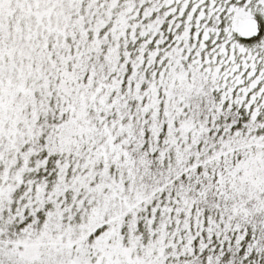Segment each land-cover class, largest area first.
I'll use <instances>...</instances> for the list:
<instances>
[{"label":"snow or ice","instance_id":"snow-or-ice-1","mask_svg":"<svg viewBox=\"0 0 264 264\" xmlns=\"http://www.w3.org/2000/svg\"><path fill=\"white\" fill-rule=\"evenodd\" d=\"M0 264H264V0H0Z\"/></svg>","mask_w":264,"mask_h":264}]
</instances>
